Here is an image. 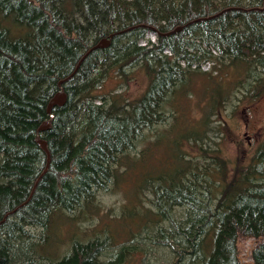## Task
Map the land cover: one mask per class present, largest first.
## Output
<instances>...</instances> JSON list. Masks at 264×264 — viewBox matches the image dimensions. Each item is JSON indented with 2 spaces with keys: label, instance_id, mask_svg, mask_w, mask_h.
<instances>
[{
  "label": "rangeland",
  "instance_id": "374dc122",
  "mask_svg": "<svg viewBox=\"0 0 264 264\" xmlns=\"http://www.w3.org/2000/svg\"><path fill=\"white\" fill-rule=\"evenodd\" d=\"M99 1L92 0V6L87 7L96 24L105 30L118 26L119 20L109 16L108 4L112 0ZM132 1L148 11L144 14L148 21L141 30L116 41L110 39L111 34L103 37L111 40L104 47L112 45L116 53L103 58L88 78L80 81L79 93L88 89L92 93L86 102L81 101L82 97L75 99L81 101L79 111L65 132L56 129V133H49L48 128H40L42 110L46 112V104L41 106L40 100L50 90V80L30 97L32 103L40 102L37 107L41 109L36 116H30L36 120L31 131L35 142L32 148H37L39 158L35 166L22 168L23 173L18 171L17 157L23 152L22 146H4L0 150V212L14 197L19 200L12 206L32 203L33 210L42 211L36 221L21 220L13 236H6L7 264H59L72 254H83L84 264H264V237L236 242L239 228L251 234L264 233V95L250 103L245 99L263 74L255 65V51L234 47L229 54L217 50L215 44L223 43L220 31L235 32L237 28L224 25L216 16L205 15L208 4L204 1L200 17L173 33L177 35L172 47L162 53L169 61L161 68L157 59L141 52L159 45L156 30L171 21L162 11L166 7L174 9L180 0H160L165 9H158V0ZM208 1L212 8L234 1L248 8L263 4L262 0ZM52 11L70 32L74 25L72 14L55 6ZM246 20L250 25L246 30L254 33L251 40L264 45V15L252 12ZM168 24L171 31L178 27ZM66 62L61 72L68 71L69 61ZM158 68L151 77L149 72ZM143 95V106L121 126L126 134L120 137V148L107 167L103 183L91 190L88 199L76 193L87 169L82 156L88 143L96 139L107 110L118 107L129 112L132 103ZM86 103H92L96 110H90ZM49 107V118L44 121L51 122L55 117ZM71 112L69 106L63 110L65 116ZM182 121L191 124L196 132L189 140L184 139L183 148L178 150L176 171L169 177L135 178L129 168L131 161L140 157L145 160L134 165L138 169L156 166L165 144L154 152L150 150V154L147 148L175 135ZM23 122L16 132L27 136L30 120L26 117ZM16 132L6 133L5 138L24 143L23 137L15 136ZM64 133L70 136L67 141ZM41 138L48 151L39 144ZM69 151L73 154L66 155ZM215 153L227 159L229 180L237 160L250 165L251 172L236 188L229 189L212 176L217 166ZM49 170L53 180L39 186ZM55 190L60 199L54 195ZM133 192H137L134 201ZM78 196V201L69 202ZM250 201L261 207L246 213L243 209ZM223 250L226 257L221 255Z\"/></svg>",
  "mask_w": 264,
  "mask_h": 264
},
{
  "label": "trees",
  "instance_id": "16d2710c",
  "mask_svg": "<svg viewBox=\"0 0 264 264\" xmlns=\"http://www.w3.org/2000/svg\"><path fill=\"white\" fill-rule=\"evenodd\" d=\"M158 1L160 4V8L158 9H161L163 7L162 1ZM204 1L206 5L208 4V7H204L205 15L218 14L216 16L217 18H215L216 20L223 21L224 25L229 23L233 28H237L235 32L220 31L222 37V40H220L223 42L222 45L224 44L223 46L227 47L225 49L221 45V42L218 41V44H215L217 50L229 54H232L229 50L234 47L255 51V65L258 69H262L261 71L263 74L255 80L250 93L245 96L247 100L246 103H250L256 98L264 95V45L259 44L255 40H251L253 39L254 33L246 30L250 27L246 19L252 12L264 15V0H262L263 4L260 8H252L253 6H249L248 8L239 1L228 3L221 8H212L209 6V1L207 2V0H180L174 9L167 10L166 7V10H164L165 12L162 11L163 13H167V19L171 21L167 20V24H161L160 28H158L159 30L156 31L158 34L169 32L168 30L171 28L168 22L176 26L180 25L184 27L192 24L194 20L200 17V10L203 7ZM91 2L92 0H0V150L4 146L11 145L23 147L21 156L17 157L19 172L23 173L24 169L22 168H26L27 166L34 167L37 163V159L39 160L36 154L37 148H32L35 142L31 140L32 126L36 120H31L30 116H36L37 113L41 112V109L37 107L40 102L38 104L37 102L32 103L30 97L34 96L36 91L39 93V90H41L40 86L43 82L50 80V90H48L42 98L40 97V101L42 102L40 105L42 106L43 102L46 104V112L44 114L42 110V119L40 117L41 123H43L44 119L49 118L47 105L49 107L52 104L57 90L63 89L67 94V101L64 104L53 106L52 113L55 118L51 120L47 132L56 133V129L59 131L64 130L65 132V127L68 122L79 111L81 101L86 102L87 98L92 93L91 89H88L84 94H80L78 91L80 81L86 80L103 58L106 59L113 56L116 53V48L112 49V45H110L109 47H99L92 50L87 55L86 59L83 60L77 73L67 80L64 79L76 68L80 58L104 36H109L117 31H123L135 26L131 31L128 30V32L126 31L125 33L115 35L112 40L116 41L129 32L141 30V25L148 21V18L144 15L147 14L148 11L144 9V7L139 6V3L133 2L132 0H112L110 4H108L110 8L109 16H111L112 19H118L119 25L105 30L100 28L94 21V16L89 14L87 7ZM97 2L100 1L97 0ZM53 6L66 9L72 14L74 25L70 32H67L56 18V15L52 11ZM148 8H150V6ZM237 25L245 30L240 31ZM176 35L177 34H159V45L141 53L147 54L149 58L157 59L156 63L158 66L160 64L159 67H164L169 59L166 55L162 54L163 50L172 47ZM74 59L75 61L72 63ZM68 61V71L61 72L63 70L62 67L66 66L65 62L68 63ZM121 66L122 64L118 65V69L121 68ZM157 71H159V68L156 69L154 73L149 72V75L154 77ZM193 76L194 75H192V78ZM212 77L216 80L215 76ZM218 86V83H216V88ZM212 88H215V86ZM144 95L141 99L132 103V108L129 112H124L122 108L118 107L107 110L106 117L102 120L101 125L98 123L99 128L96 132V139L88 143L89 146L82 156V162L87 169L85 174L81 176V182L77 187L78 191L76 193L82 196L85 194V198L88 199L91 190L103 183L107 175V167L120 148V137L126 134L124 128H121V126L124 125V122H130L131 119L134 118L135 111L143 106ZM221 96L220 91V97ZM78 97H82L80 102L75 100ZM67 106H69L70 111H72L69 116H65V113H63V110ZM86 106L93 112L96 110V107L93 106L92 103H86ZM96 113L99 114L100 112L98 111ZM26 117L30 120V126L26 125L29 132L27 136H24L18 134L19 131L18 133L16 131L17 128L20 130L19 128L23 125V121ZM95 120L96 119L92 121L91 125L96 122ZM83 121L81 123H83ZM177 129L175 135L172 137L155 142L147 148L148 154H150V150L154 152L156 148L164 147L165 144V151L160 154L156 166L138 169L135 168L134 165L140 161L141 157L138 161H131L129 168L133 171L135 178L138 177V180H141L156 175L169 177L176 171L179 167L177 162L178 150L183 148L184 139L189 140L192 134L196 132L191 128V124H184V121L180 123ZM14 132H16L15 136L23 137L21 141L24 143L17 142L22 145H18L12 140L5 138L6 133L13 134ZM67 133L71 134L70 131H67ZM64 137L67 141V138L70 136L64 133ZM23 144L27 146H23ZM72 154L70 151L66 153V155ZM215 155L217 157V166L212 172V176L218 178V180L227 185L229 189L236 188V186L244 180L246 174L251 172L249 164H242L241 160H237L235 163L236 167L229 180V164L227 159L219 154L215 153ZM143 160L144 159H141V162ZM54 161L55 159L53 160V164ZM150 167L151 169H149ZM50 171L51 170L39 181V186L42 182L44 184L47 181V184L48 181L53 180L50 178ZM137 189L138 183L135 185V190ZM4 190L5 189H2L3 192ZM70 191L71 189L69 188V195L72 196L73 194L70 193ZM137 192H133L131 196L132 201H134L133 196ZM54 195L58 196L60 199V193L56 190L54 191ZM80 198L79 196L78 198L75 197L69 202L78 201ZM18 200L17 197H14L9 202V205L0 212V264H7L9 262L5 255V250L8 249V237L6 238V236H13L21 220L36 221L39 214L42 213V211L33 210L34 206H31L32 203L22 204L23 206H19L16 203L12 206L13 203ZM245 205L247 206H245L243 210L246 209L245 212L249 210L250 213L255 212V210L261 207V204H252L251 201L249 204ZM13 210H15V212L8 217V214ZM130 213L132 214L133 212ZM259 221L260 218L257 222ZM256 237H264V233L251 234L243 227L238 229L236 242L238 243L240 239ZM221 255L226 257V251L223 250ZM83 257V254L77 256L72 254L59 264H84L81 260Z\"/></svg>",
  "mask_w": 264,
  "mask_h": 264
},
{
  "label": "water",
  "instance_id": "95a60500",
  "mask_svg": "<svg viewBox=\"0 0 264 264\" xmlns=\"http://www.w3.org/2000/svg\"><path fill=\"white\" fill-rule=\"evenodd\" d=\"M225 11V10H224ZM218 15V14H217ZM217 15H213V16H217ZM184 26H178L175 30H172V31H169V32H167V33H159L160 35H169V34H173V33H175V32H177V31H179V30H181L182 28H183ZM132 28H135V26H133V27H130V28H128V29H126V30H123V31H117V32H115V33H112L111 35H110V39L111 38H113L115 35H118V34H120V33H123V32H126V31H128V30H130V29H132ZM110 41L111 40H109V39H104V38H102L101 39V43H99V44H97L96 46H94L93 48H91V50L90 51H88L83 57H82V59H81V61L78 63V65H77V68L75 69V71L70 75V76H68L67 78L69 79L76 71H77V69L80 67V64L83 62V59L84 58H86L87 57V55L92 51V50H95V49H97V48H99V47H102V46H106L107 44H109L110 43ZM67 78H65L64 80H67ZM63 80V81H64ZM66 101V94L64 93V92H58L57 94H56V96H55V101H54V103L52 104V105H54V104H62V103H64ZM51 105H50V107H49V110L51 109ZM50 127V122L49 121H44L43 123H42V125H41V129L42 130H44V129H47V128H49ZM38 142H39V144H41L42 145V147L44 148V149H46L47 150V147H46V141L44 140V139H39L38 140ZM48 151V150H47ZM16 210V209H15ZM15 210H13L11 213H14L15 212Z\"/></svg>",
  "mask_w": 264,
  "mask_h": 264
},
{
  "label": "flooded vegetation",
  "instance_id": "af4514ba",
  "mask_svg": "<svg viewBox=\"0 0 264 264\" xmlns=\"http://www.w3.org/2000/svg\"><path fill=\"white\" fill-rule=\"evenodd\" d=\"M100 42H101V41H100ZM102 47H104V46H102ZM82 57H83V56H82ZM82 57L80 58L79 62L81 61ZM85 59H86V58H84L83 60H85ZM79 62H78V63H79ZM82 63H83V62H82ZM82 63H81V64H82ZM81 64H80V66H81ZM77 65H78V64H77ZM76 68H77V66H76ZM76 68H75V69H76ZM75 69L73 70V72L75 71ZM78 69H79V68H78ZM78 69H77V71H78ZM77 71H76L73 75H75V74L77 73ZM73 72H72V73H73ZM73 75H72V76H73ZM72 76H71V77H72ZM71 77H70V78H71ZM67 79H68V78H67ZM55 96H56V95H55ZM55 96H54V98H53V102H52V104H53L54 101H55ZM65 102H66V101H65ZM65 102H64V103H65ZM64 103H62V104H64ZM52 104H51V106H52L51 108H53L54 105H61V104H54V105H52ZM0 261H1V257H0Z\"/></svg>",
  "mask_w": 264,
  "mask_h": 264
},
{
  "label": "bare ground",
  "instance_id": "6f19581e",
  "mask_svg": "<svg viewBox=\"0 0 264 264\" xmlns=\"http://www.w3.org/2000/svg\"><path fill=\"white\" fill-rule=\"evenodd\" d=\"M96 45H97V44H96ZM96 45H95V46H96ZM92 48H93V47H92ZM90 50H91V49H90ZM90 50H89V51H90Z\"/></svg>",
  "mask_w": 264,
  "mask_h": 264
}]
</instances>
